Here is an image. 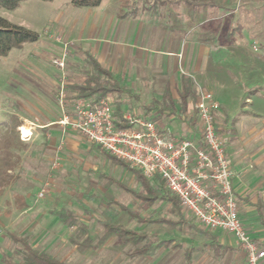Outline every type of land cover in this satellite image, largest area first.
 <instances>
[{
    "label": "crops",
    "instance_id": "obj_1",
    "mask_svg": "<svg viewBox=\"0 0 264 264\" xmlns=\"http://www.w3.org/2000/svg\"><path fill=\"white\" fill-rule=\"evenodd\" d=\"M240 1L144 0L142 19L138 16V6L132 5L137 8L136 16L123 18L120 13L122 5L117 8L111 5L109 8L107 0L93 8L72 6L95 12V20L86 19L82 23L79 37L83 42H90L86 51H90L116 78L125 77L133 85L144 78L161 80L159 84L163 83V89L159 92L160 97L153 98L146 105L154 99L161 100L166 87H169L178 111L155 121L170 136L177 137L186 133L197 141L200 139L197 96L188 100L185 111L181 110L179 103L182 75H190L195 80L196 88L201 85L213 93L220 104L217 111L218 130L226 137L227 151L233 168L237 171V175L233 177V186L239 203L240 218L250 235L264 247V52L256 44L260 35L252 33L249 12L241 10L238 6ZM150 9L159 13L161 18L154 17V14L150 16ZM238 13L239 21L232 22V16ZM112 28L113 31L125 32V39L109 40L107 33ZM230 32L233 34L230 35ZM105 34L107 36H104ZM110 41L117 47H112ZM69 83L73 82H67V85ZM126 85L124 86L131 91L129 84ZM67 102L66 112L72 116L74 101L68 93ZM146 105H143V108ZM121 110L122 118L119 110L115 109L116 122L120 126L128 125V113L123 108ZM63 112L58 103H53L41 107L39 118L36 117L34 122H30L33 125L32 134L28 137L29 141H32L29 146L33 149L31 155L41 164L46 161L49 167L42 171L41 178L34 177V185L44 184L37 196L29 189L18 191L12 186L0 198V242L9 244L12 241L10 234L13 233L20 236L29 235L35 248H42V251L48 253L61 244L64 246L61 256L50 254L67 263V232L70 230L68 227L76 226L65 223L63 211L72 212L78 218V223H83L69 201L67 182H71L68 179L72 176V170L67 172V151L84 154V147L87 145L80 141L79 135L75 134L71 127L59 122ZM139 115L152 119L144 112ZM231 144L233 146H230ZM101 151L105 165L115 164L126 168L140 185V191L142 190L143 184L136 176L135 168L132 169L102 149ZM56 160L60 164L58 168L53 166ZM96 174L101 182L109 185L110 193L104 192L98 186L107 198L109 194L107 203L121 208L124 213L136 219L132 213L137 211L135 200L139 199L136 193L140 191L130 188L104 171ZM156 179L162 180L160 177L148 180L154 184L153 180ZM109 182L134 197L132 207L115 197V189ZM43 189L47 192L43 197H39ZM16 195L23 196L25 200L19 201ZM24 202L26 206L21 208L19 203ZM177 219L178 216L174 220ZM103 222L115 224L102 221L103 229L98 235L99 241L107 243L113 240L115 243L119 240L116 235L102 240ZM190 223L196 228L186 225L172 228L186 226L198 233H148L157 241L170 242L160 246L153 255L144 257L156 256L158 264H247L246 254L233 234L222 230L206 232L200 230L198 225ZM83 224L82 228L86 229ZM160 224L169 226L167 223ZM130 250L128 252L131 254ZM4 254L9 253H1L0 259ZM261 264H264V259Z\"/></svg>",
    "mask_w": 264,
    "mask_h": 264
},
{
    "label": "rangeland",
    "instance_id": "obj_2",
    "mask_svg": "<svg viewBox=\"0 0 264 264\" xmlns=\"http://www.w3.org/2000/svg\"><path fill=\"white\" fill-rule=\"evenodd\" d=\"M71 2L72 0H26L15 10L1 11L11 22L38 31L41 38L35 43L25 44L22 49L12 50L8 56H0V132L3 131L2 124L8 121L11 116L18 117L22 123L20 127L24 125L31 127L33 125L30 122H34L36 117L39 118L38 112L41 107L58 103L62 112L67 111L66 96L62 98L63 107L60 102L61 89H63L60 85H64V93L67 95L65 89L67 82H82L85 79L87 71L90 69L85 51L90 42H83L79 37V31L82 23L86 19L89 21L95 20L96 14L94 11L76 9ZM122 2L125 3L124 5L128 4L127 6L131 4L138 6V16L141 19L143 18L142 5L144 0H107V5H109V8L111 5H115L117 8L118 5L119 7L122 5ZM238 6L241 10L249 12L248 19L251 22L252 33L260 35V39L256 44L264 52V0H241ZM152 10L150 9L152 13H149V15L154 14V17L160 19L161 15L154 13L155 10ZM231 21H239V13L237 18ZM107 35L110 38L109 40L112 41L125 39V32L122 30L118 32L113 31L112 28ZM112 41H110V45L117 47ZM64 56L65 66L59 68L54 64L53 59ZM117 78L121 80L122 85L129 84L132 93L115 92L109 96L113 100L114 108L117 110L118 103H121L126 113H143V105L148 104L153 98L160 97L159 92L163 89V83L159 84L161 81L159 78H144L134 82V85L129 83L125 77L118 76ZM231 114L233 115V113ZM20 127H18V130L21 138L27 145L22 151L21 167L16 171L20 179L13 187L18 191L29 189L37 196L38 191L44 184L35 183L34 185L33 181L36 180L34 177L41 178L42 171L49 166L46 161L41 164L32 157L33 149L29 148L32 141H29V138L22 137L23 132ZM72 130L79 135L80 141L87 146L84 147L86 151L84 154L78 155L76 151H67V172L72 170V176L68 179L71 182H67L70 195H67L70 197L69 201L72 202L73 209L83 220L84 224H81L86 229H83L80 223L74 228L68 227L70 229L67 232L68 264H158L156 256L147 258L130 254L128 250L134 247L130 241L116 240L114 243L113 240H110L107 243H101L98 235L102 233V221L104 220L121 224L131 230L156 235L159 233H198L186 226L173 229L160 223L141 222L137 218L135 219L133 216L124 213L121 208L107 203L110 198L109 194L107 198V195L99 190L98 186L104 192L110 193L109 185L101 182L96 173L104 171L136 191H140V185L134 180L133 174L123 166L105 165L101 148L83 138L74 129ZM31 131H33L32 127ZM222 136L227 147L226 137L225 135ZM230 146H233V144ZM59 165L58 163L55 167L58 168ZM153 181L154 185L159 187V182ZM163 186L165 191L174 195L168 190L164 181ZM112 187L115 189V197L120 202L132 207L134 197L115 184H112ZM45 191L47 192V190ZM135 202V209H137L141 218H177L175 213L172 212L173 205L164 200L158 199L149 207L150 209L144 207L140 199L135 200ZM183 215L189 222L198 225L201 230L210 232L197 223L184 208ZM62 246L58 244L49 252L61 256ZM15 247L16 245L12 241L9 244L0 242L1 253L8 252L12 254ZM104 247L107 248L103 249Z\"/></svg>",
    "mask_w": 264,
    "mask_h": 264
},
{
    "label": "built area",
    "instance_id": "obj_3",
    "mask_svg": "<svg viewBox=\"0 0 264 264\" xmlns=\"http://www.w3.org/2000/svg\"><path fill=\"white\" fill-rule=\"evenodd\" d=\"M53 62L64 68L65 56L56 57ZM62 88L63 107L62 98L67 95L64 85ZM196 108L200 121L199 141L186 133L172 137L155 120L135 113L126 115L128 125H118L110 96L76 99L73 115L64 111L59 122L138 169L146 178L160 177L203 228L233 234L246 254L247 264H261L264 247L250 235L240 218L233 186L237 171L218 130L220 104L213 93L197 85ZM57 164L58 160L53 166ZM45 192L43 189L39 197Z\"/></svg>",
    "mask_w": 264,
    "mask_h": 264
},
{
    "label": "trees",
    "instance_id": "obj_4",
    "mask_svg": "<svg viewBox=\"0 0 264 264\" xmlns=\"http://www.w3.org/2000/svg\"><path fill=\"white\" fill-rule=\"evenodd\" d=\"M24 1L26 0H0V56H8L12 50L22 49L25 44L35 43L41 38L38 31L11 22L1 12L2 10H15ZM102 1L103 0H72L71 4L79 8H93L100 6ZM124 4L125 3L122 2L121 17L125 18L137 15V8H133L132 4L129 6H127L128 4ZM236 18L237 15L232 16V19ZM231 34L233 33L230 32V35ZM85 55L90 66L85 79L82 82L69 83L65 87L66 92L71 95L73 101L78 98H101L114 94L115 92L131 93V91L126 86L122 85L120 80L116 78L110 70L105 68L90 51H85ZM195 85V80L190 75H182L181 90L179 93V103L182 111L187 109L189 99L196 98L197 88ZM175 104L169 87H166L162 99H154L149 105H146L144 107V114L151 117L152 120H156L163 116H171L178 111ZM120 105L121 103H118V110L122 118L123 113L121 112L122 107ZM2 125L3 131L0 132V198L8 188L14 186L18 179H20L16 171L21 167L23 159L22 151L27 145L21 138L18 130V127H20L22 123L17 116H11L10 119L5 121ZM108 155L111 156L110 154ZM111 157L131 167L129 164L116 157ZM131 168L134 169L133 167ZM134 171L143 184L142 190L136 193L137 198L141 200L143 206L149 207L155 201L161 199L171 203L173 205V212L178 216L177 220L169 218L145 219L141 218L138 211H135L132 214L138 220L149 223H167L171 227L186 225L193 229L196 228L184 217L183 207L178 197L165 191L162 180L156 179V181L159 182V187H157L139 170L134 169ZM16 196V199L19 201L25 200L21 195ZM19 204L21 208L26 206L25 202ZM64 212L65 211L61 213L65 215V223L70 226H76L78 224V218L68 210L67 213ZM103 227L104 232L102 240H106L110 235H116L119 240L130 241L134 246L130 250L133 255H153L160 246L170 242V240L157 241L152 235L146 232L127 229L122 225H115L109 222H103ZM10 236L16 247L12 254L2 255L0 264H68L48 252L35 248L31 244V237L29 235L20 236L12 233Z\"/></svg>",
    "mask_w": 264,
    "mask_h": 264
},
{
    "label": "bare ground",
    "instance_id": "obj_5",
    "mask_svg": "<svg viewBox=\"0 0 264 264\" xmlns=\"http://www.w3.org/2000/svg\"><path fill=\"white\" fill-rule=\"evenodd\" d=\"M24 138H28L31 135V127L24 125L21 127Z\"/></svg>",
    "mask_w": 264,
    "mask_h": 264
}]
</instances>
